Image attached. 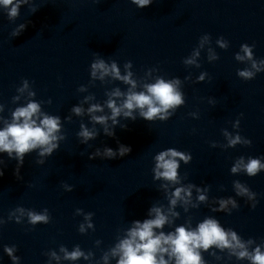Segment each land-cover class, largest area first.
I'll list each match as a JSON object with an SVG mask.
<instances>
[{
    "label": "clouds",
    "instance_id": "obj_1",
    "mask_svg": "<svg viewBox=\"0 0 264 264\" xmlns=\"http://www.w3.org/2000/svg\"><path fill=\"white\" fill-rule=\"evenodd\" d=\"M131 3L142 9L150 6L153 0H131ZM24 4H30V0H0V6L7 10V17L10 21H14L20 15V7ZM37 10L32 8L31 12L34 13ZM25 28L26 24L18 25L11 36H19ZM206 44H211V37L208 34L200 37L198 46L190 56L183 60L184 65L201 67L197 58L200 57L201 49ZM216 44L221 49L229 47L228 41L223 37L217 39ZM254 47L255 45L242 44L240 51L235 54L236 61L247 62L249 65L242 70H237L238 77L245 81L254 79L259 72H264V59H255ZM207 59L209 62L219 59L218 54L211 47L208 48ZM132 67L131 61L126 62L123 65L124 72L122 74L121 68L115 60L106 61L96 53V58L90 65V83H94L96 80L104 82L106 77H110L112 80L120 81L126 85L127 89L121 90L120 87H115L106 91L107 99L103 104L89 103L95 100V96L88 95L82 102L89 103L88 108L85 110L82 104L76 105L71 108V113L76 116H83L86 111L93 125L103 126L104 134L113 137L117 125L121 128H127L126 124H120V117L135 121L138 113L140 118L148 122L167 121L178 108L185 104V96L181 90L182 81L179 78L165 79L161 75L153 76V73L158 71L155 68L148 69L143 78H137ZM207 76V72H202L196 78V82L205 81ZM190 79L191 76L185 77V80ZM16 91L18 94L12 98L13 103L20 101L21 97L27 93L26 103L11 110L10 119L0 115V124L3 125L0 127V153H6L9 159L17 161L15 175L18 179H22L20 168L24 163L25 155L36 151L39 157L36 163L43 165L45 159L58 150L60 141H63L65 136L62 133L61 118L42 110V102L34 99L36 92L30 88L27 79L22 81V85ZM78 91H87V87L81 86ZM48 103H51V100ZM209 103L215 104V101L210 99ZM105 108L110 111V114L97 115V113H104ZM4 110L5 106L0 104V113H3ZM189 115L198 118L196 112L189 113ZM66 119L70 121L71 116L66 117ZM233 127L239 129V119L233 123ZM98 134L95 127L90 129L81 123L77 136L82 144H87L89 140L95 139ZM222 134L227 140V144L222 146L224 148H234L238 144L251 145L252 143L251 140L242 137L238 132L233 135L224 129ZM211 146L216 147L217 143L213 142ZM130 152V146L120 144L117 150L105 147L101 152L100 149H96L94 153L90 154L89 159L96 157L115 159L124 157ZM153 159V179L163 181L160 184V189L163 190L168 204L166 207L153 205L148 210L149 218L143 221H132L130 227L124 231L123 236L117 238L114 246L103 253L102 264H110L111 260H115L116 264H207L202 252H209L213 248L222 253L226 252L228 259L235 257L240 261L246 260L249 264H264V243L256 244L252 238L244 240L236 231L232 228L226 229L218 219L212 216H206L195 227L192 226L191 218H189L184 224L175 226L174 230L165 232L166 226L171 228L174 222L179 219L180 212L176 211L178 206L187 213L190 208H198L200 204L209 203L208 191L210 186L201 188L193 183L184 184L182 182L187 177H181L178 169L181 161L186 165L191 162L192 155L188 152L179 151L176 148H167L158 152ZM4 164L5 162L0 159V166ZM230 171L232 174L243 172L249 177H255L264 171V162L261 158L248 157L245 160L241 156L235 160ZM3 175V167H0V177ZM63 187L68 191L73 190V186L69 187L67 184H64ZM233 187L237 196H247L249 200L253 201L251 207L255 209L257 194L238 180L233 181ZM193 189L196 192L195 201L193 200ZM213 203L217 204L218 207H211L212 212L231 214L233 209L239 207L232 197L215 199ZM76 214L84 216L85 222L81 223L78 228L81 234H85L89 229L95 230L92 223L93 213H84L83 209L78 208ZM25 216L27 222L32 226L48 224L51 220L47 208L42 212H37L19 206L9 213L8 220H15L19 224L22 223ZM5 223L6 221L0 218V225ZM95 243L99 246L101 241L97 240ZM3 251L11 259L12 264H20L21 258L16 255L17 247L15 245H5ZM59 252L63 254L62 257L54 250L49 251L46 255L49 256L50 260L54 259L57 262L61 259L76 262L81 258L85 261H91L94 256L92 251L85 252L79 245L74 246L71 251L61 245ZM209 254L217 261L223 259L222 256L217 255L216 251H211Z\"/></svg>",
    "mask_w": 264,
    "mask_h": 264
}]
</instances>
